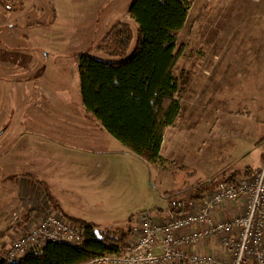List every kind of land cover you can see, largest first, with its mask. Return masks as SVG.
Here are the masks:
<instances>
[{
  "label": "rangeland",
  "instance_id": "374dc122",
  "mask_svg": "<svg viewBox=\"0 0 264 264\" xmlns=\"http://www.w3.org/2000/svg\"><path fill=\"white\" fill-rule=\"evenodd\" d=\"M4 2L0 24L4 17L14 19L22 40L18 48L42 54L41 61L49 55L46 64L61 66L58 72L63 70L68 84L79 77L80 53L105 58L97 47L108 30L120 21L134 26L128 14L132 0H16L13 11H6ZM254 6L253 0H196L179 37L184 52L174 72L190 84L180 120L164 137L160 160L147 163L111 136L107 146L126 154L103 182L126 184L128 203L113 210L105 203L90 204L78 218L134 227L143 212L156 217L169 210L170 201L191 203L201 186L211 191L212 183L225 176L237 173L242 179L247 167H262L264 119L255 114L264 113V101L260 111L250 98L264 96V12ZM1 49L10 47L0 40ZM110 196L115 198L113 191Z\"/></svg>",
  "mask_w": 264,
  "mask_h": 264
},
{
  "label": "crops",
  "instance_id": "0c3cea01",
  "mask_svg": "<svg viewBox=\"0 0 264 264\" xmlns=\"http://www.w3.org/2000/svg\"><path fill=\"white\" fill-rule=\"evenodd\" d=\"M15 3L5 0V10L13 11ZM253 4L264 12V0H253ZM13 20L4 17L0 24V40L10 47L0 51V254L28 231L34 217L53 207L46 186L61 208L76 218L90 204L99 208L105 203L113 210L128 203L127 190L123 193L126 184L103 182L119 168L126 151L107 146L113 136L86 113L79 77L68 84L63 70L58 72L61 66L46 64L44 58L49 55L44 54L41 61L42 54L18 48L22 40ZM65 90L70 93L66 95ZM250 99L262 111L264 96L254 93ZM256 118L264 119V113L256 112ZM162 211L157 219L175 216ZM232 214L224 210L220 216ZM91 222L108 226L107 218ZM192 250L232 259L217 240L203 241Z\"/></svg>",
  "mask_w": 264,
  "mask_h": 264
},
{
  "label": "trees",
  "instance_id": "16d2710c",
  "mask_svg": "<svg viewBox=\"0 0 264 264\" xmlns=\"http://www.w3.org/2000/svg\"><path fill=\"white\" fill-rule=\"evenodd\" d=\"M195 2L132 0L128 14L134 26L120 21L108 30L97 47L105 58L88 52L78 55L86 112L127 152L150 164L160 160L164 136L181 117V99L190 82L179 80L174 72L184 52V45H178L179 37ZM257 171L247 167L242 178H250ZM239 180L237 173L225 176L222 182L212 183V190ZM46 188L54 209L78 228L81 243L48 242L13 261L0 254V264H85L99 256L123 252L135 226H107L71 216ZM208 192L201 186L191 203L170 201V213L193 210Z\"/></svg>",
  "mask_w": 264,
  "mask_h": 264
},
{
  "label": "built area",
  "instance_id": "2783aa9c",
  "mask_svg": "<svg viewBox=\"0 0 264 264\" xmlns=\"http://www.w3.org/2000/svg\"><path fill=\"white\" fill-rule=\"evenodd\" d=\"M224 210L234 214L222 218ZM138 220L120 255L99 256L85 264H264V158L252 177L209 191L191 211L162 219L143 212ZM206 240H217L232 259L192 250ZM81 241L78 228L51 207L34 217L2 256L13 261L48 242Z\"/></svg>",
  "mask_w": 264,
  "mask_h": 264
}]
</instances>
